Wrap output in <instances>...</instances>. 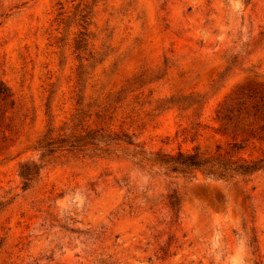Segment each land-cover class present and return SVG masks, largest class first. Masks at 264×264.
<instances>
[{
	"label": "rangeland",
	"instance_id": "374dc122",
	"mask_svg": "<svg viewBox=\"0 0 264 264\" xmlns=\"http://www.w3.org/2000/svg\"><path fill=\"white\" fill-rule=\"evenodd\" d=\"M83 15L89 46L78 58ZM0 79L14 102L0 130V199L10 203L0 264H264V172L245 185L60 157L27 191L18 174L40 137L80 109L84 125L148 151L237 145L235 156L263 158L264 140H246L217 112L243 87L264 89V0H0ZM190 95L204 97L199 110L158 108ZM169 186L182 204L173 228Z\"/></svg>",
	"mask_w": 264,
	"mask_h": 264
},
{
	"label": "trees",
	"instance_id": "16d2710c",
	"mask_svg": "<svg viewBox=\"0 0 264 264\" xmlns=\"http://www.w3.org/2000/svg\"><path fill=\"white\" fill-rule=\"evenodd\" d=\"M88 15L81 16L82 31L74 40V53L77 57L87 51L89 46L87 23ZM263 35V34H261ZM237 58L228 65L225 73L232 72L237 67ZM85 69L80 66L76 72V88L85 83ZM148 79L146 73L138 76L132 85ZM10 90L0 79V130L3 128L8 109L13 108L14 102ZM204 97L185 96L159 101L158 108H178L181 111H194L204 104ZM96 102V101H95ZM81 106V99L77 101ZM95 105V104H94ZM86 111L78 110L71 124L60 129L49 128L37 141L35 151L37 159H29L19 165V177L22 180V190L27 191L41 179L48 165L60 157L77 158L82 160H115L129 163L140 171H149L159 176V173L176 174L183 177L194 178L202 174L208 178L224 182H240L247 185L251 179L264 172V157L256 160H245L235 156L242 147L234 145L232 153L218 152L208 154L199 148L191 152L179 151L176 154L164 151H148L123 133H114L103 128H90L83 124ZM218 120L225 126L240 132L242 136L264 140V89L250 84L238 90L228 102L224 103L217 112ZM119 185V182L116 181ZM125 184L124 187H127ZM121 188V186H119ZM148 189V188H147ZM129 193L130 190L127 189ZM166 203L167 214L165 219L173 228L181 221L182 204L177 191L166 189L161 195ZM8 203L0 199V214L7 208ZM153 210V207L150 208Z\"/></svg>",
	"mask_w": 264,
	"mask_h": 264
}]
</instances>
